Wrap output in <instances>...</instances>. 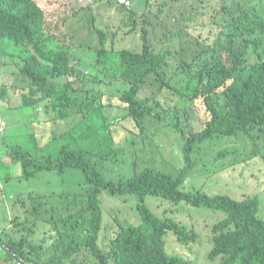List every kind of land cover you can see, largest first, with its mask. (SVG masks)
I'll return each instance as SVG.
<instances>
[{
    "label": "trees",
    "instance_id": "trees-1",
    "mask_svg": "<svg viewBox=\"0 0 264 264\" xmlns=\"http://www.w3.org/2000/svg\"><path fill=\"white\" fill-rule=\"evenodd\" d=\"M133 1H138L144 8L151 4V0ZM203 1L199 0V8H204ZM242 1L235 0L234 8L232 4L213 11V25L221 26L225 22L218 30V43L209 44L197 54L198 60L205 58L202 62L198 63L196 57L193 62H181L176 74L171 76V84L160 71L167 54L154 52V39L145 28L149 25L148 15L138 16L135 11L131 19L124 21L130 20L127 22L133 33L139 20L145 26L140 38L142 52L118 46L105 47L99 49L95 66L99 76H113L128 82V91L124 86L111 93L109 104L103 96L88 100L86 96V102L80 105L87 107V102H97L96 108L83 111L82 106L72 112L79 103L74 95L79 91L77 87L91 92L94 84L80 78L68 79L71 56L48 49L47 41L55 37L47 30V13L37 0H0V55L15 47L24 49L27 60L21 72L36 90L22 96L19 108L23 121L35 118L40 107H45L48 116L54 113L59 122L74 120L67 130L55 134L43 149H39L36 131L28 134L24 145L15 143V135L5 133L0 137V148L13 164L20 163L21 179L38 178L47 171L52 172L50 177L54 174L56 181L48 182L53 187L49 195L34 197L38 201L34 207L28 208L25 200H21L27 208V216L25 220L15 218V235H0V259L6 264L16 261L21 264H192L186 252L194 247L197 233L194 228L180 227L169 218L155 215L143 204L148 198H159L175 205L183 202L187 210L209 209L214 213H225V219L212 228V249L208 253L212 261L264 264L261 209L264 199L259 198L263 196L246 189L247 196L250 194L251 197L235 198L225 191L233 189H225L226 182L215 178L230 163L238 164L253 158L264 160V0ZM158 10L159 7L155 9ZM199 12L203 11L196 12L195 16ZM141 16L143 18L139 19ZM94 19L97 21L95 15ZM228 25L235 28L232 34L226 33ZM160 27L162 33L169 31L164 19L160 20ZM95 29L102 44L107 40L105 46H108L106 32ZM155 32L157 28L153 26L151 33L155 35ZM172 81H176L179 88ZM158 83L161 89L169 91L162 112L158 110V103L152 107L149 106L150 99L138 100L142 89L150 85L157 87ZM100 92H96V96ZM218 95H224L227 106L215 107L213 98ZM116 101L121 103L119 106L125 113L121 118L110 120L105 110ZM200 102L208 108L210 119L202 122L201 130L194 131L192 107ZM170 103L173 106H169ZM128 119L133 128H129ZM169 129L183 144L168 162L171 167H177L176 172L147 167L132 173L137 159L129 146L142 142L144 148L148 147L147 151L153 153L161 140L167 142L166 130ZM232 137H243L246 142L240 155L239 149L235 148L217 150ZM134 153L138 156L139 152ZM230 155L234 158L223 161ZM210 165L213 169H209ZM206 168V177L214 179L208 185H218L217 192L194 183L191 181L194 177H189L194 169L202 172ZM122 170L126 171L116 173ZM9 171L2 182L13 181ZM186 182L192 186L185 187ZM10 185L13 187L14 184ZM105 191L137 197L141 223L124 226L114 218L113 228L107 229L113 231L114 236L107 237L101 245L106 213L100 196ZM43 198L46 201H40ZM80 204L81 208L74 213ZM117 223L119 225H115ZM42 226H49V245L34 241ZM171 240L180 246L178 252L168 248ZM87 251L88 256L84 255Z\"/></svg>",
    "mask_w": 264,
    "mask_h": 264
},
{
    "label": "rangeland",
    "instance_id": "rangeland-1",
    "mask_svg": "<svg viewBox=\"0 0 264 264\" xmlns=\"http://www.w3.org/2000/svg\"><path fill=\"white\" fill-rule=\"evenodd\" d=\"M37 1L47 13V30L55 37L49 42L47 41L48 49L62 51L74 57L73 63H71V71L73 73H70L68 79L73 81L80 78L94 84L91 92H88L89 90L87 88L77 87L79 91L78 93H74V95L79 100V103L72 109V112L84 106L80 104L83 101L86 102V96L87 100L89 97L95 99L96 97L100 98V96H103L105 98V103L109 104L111 102V93L119 91V89L124 86V90L126 89L127 92L128 89L126 87L128 82L126 83L121 78L113 76L107 78L103 76V74L99 76V73L97 74L99 70L95 67L99 49L118 46L119 48L122 47L123 49H129L134 52L137 51L138 53L143 50L141 46L142 41H140L141 30L133 33L130 26L122 24L121 18L123 14L119 11V5L116 1ZM234 1L235 0H204L202 3L204 8L202 9L199 8V0H153V4L159 5L160 10L157 12L154 11L155 15L153 14L150 17L151 25L149 27L154 26V28L158 30L156 35H153L151 30H149L150 38L154 39L153 45L155 47V53L168 50L171 54L165 63V66L169 65L167 70H164V66L160 68L162 75H165L167 83L171 84V76L176 74L177 64L184 61L193 62L195 57L198 60L199 55L197 54L199 52L204 48L206 49L209 44L215 43V41L218 43V30L220 31V27L223 26L225 22L224 24L222 22L221 26L213 25V16H211V14H213V11H218L219 8L228 7V5L233 4L234 8L238 2L234 3ZM240 1L243 2L242 0ZM198 11L203 12H199L198 16H195ZM94 15L97 17V21L94 19ZM227 17H229V14ZM163 19L166 21V26L169 31L162 35L160 20ZM95 28L102 29L106 32L108 36V46H105L107 45V40L106 43L102 44ZM225 30L226 33L231 32L227 34H232L235 28L232 25H228ZM41 39L43 40V38ZM221 40L223 42L225 36H223ZM25 49L28 51L30 50L28 48ZM26 60L24 49L16 47L12 50H6L4 55H0V94H3L2 96L0 95L2 98L0 106L4 109L3 119L7 122L6 134L8 136L15 135V143L24 145V143L27 142L25 139L28 137V134L36 131L40 141L39 149H43L52 138H54L55 134L58 135L67 130L74 120L69 119V122H59L55 119L54 113L48 116L45 107H40L37 109L38 113L35 114V118L31 117L29 119L30 121H23L20 114L21 109L19 108V105L22 103V96L24 94L29 95L32 91H36L32 87L31 80L21 72L22 67L26 64ZM202 60H205V58L199 59L198 63L202 62ZM153 78H155V76ZM172 83L179 88L176 81H172ZM99 90H101V92L103 91V94L100 92V94L96 96V92H99ZM168 93L169 91L165 88L161 89L158 83L157 87L150 85L142 89L141 94L138 96V100L150 99L151 102L149 106L153 107L158 103L160 106L158 110L162 112L163 108H166L164 103L166 102ZM213 99L215 107L220 109L227 106L224 95L215 96ZM93 103L87 102V107L84 106L83 111H92L96 108L97 102ZM120 104L121 103H117L116 101L110 108L105 110V114L110 120L121 118L125 113L124 108L119 106ZM169 106H173V104L170 103ZM192 108L197 118H194V114L191 117V119L194 118L192 121L193 130L198 131L203 128L201 122L210 119V113L208 108L204 105V102H200ZM198 120L201 122H198ZM128 124L129 128H133L131 119H128ZM158 125L160 126L159 130H161V124L158 123ZM166 134L167 142L161 140L159 142V148L155 146L153 153L148 152V147L144 148L142 142L129 146L130 151L133 152L134 158L137 159V165L132 173L146 169L147 167L164 169L170 173L176 172L177 167H175V165L171 167L168 162L171 161L172 156H176V152L183 147V144L180 143L181 138L173 131L171 132L170 129L166 130ZM245 144L246 142L243 137H232L222 143L217 150L220 151L226 147L235 148L239 149L240 155L245 149ZM136 151L139 152L137 153L138 156H135L134 152ZM233 158L234 156L230 155L229 158L223 161ZM3 162L7 164V166L4 164L0 169V182L3 183L0 188L2 189V191H0V201H10V204L7 203L8 207L12 205V202L20 204L22 202L21 200H25L27 207L32 208L34 205L38 204V201H35L36 199L34 197L50 194L49 190L53 187L48 185V182L52 180L56 182L54 174H52L53 177H50L52 172L45 171L40 174L38 178L23 180L20 178V163L14 162L13 164L5 150L0 148V165L3 164ZM209 162H211V160H209ZM180 165L183 166V164ZM7 167L9 169H7ZM116 169L112 170L115 171ZM207 169L208 168L203 169L202 172L194 169L191 171L189 177H194L191 181L203 187L205 186L206 189L216 190L219 188L218 185H208V183L214 181V179H212V176L206 177ZM209 169H213V166L210 165ZM7 170H10V180H13L10 183L14 184L13 187L8 182H2L4 181L2 179L5 178L4 175L7 173ZM125 171L122 170L116 173L123 174ZM215 178L226 182L224 188L233 189V191L229 192L236 198H240L244 195L245 188L248 191L256 190L261 192L264 189V160L261 158H253L238 164L230 163L228 168L219 171L215 175ZM188 186L192 185H188L186 182L185 187ZM100 198L103 210H105L106 213V223L102 232L101 245L105 244L107 237L114 236L113 231L107 230L109 227L113 228L114 218L118 220L120 225L124 226H136L141 223L140 211L138 210L140 201L137 197L132 195L119 196L105 191L101 194ZM40 201H46V198L40 199ZM60 203L62 204V202ZM143 204L147 205L155 215L169 218L175 221L177 225L179 224L178 226L180 227L186 226L189 229L194 228L198 238L194 247L186 252L187 256L191 258L189 261H191L192 264H214L213 261L210 260L211 263L208 260L207 254L212 247L211 238L213 225L220 220L221 217H217L206 209L203 211L187 210L188 208L183 202L175 205L167 199L148 198ZM81 205L82 204L79 205L74 213L81 208ZM261 209L264 216V201L262 202ZM11 210L13 211V209ZM16 213L0 210L1 236L9 232L10 234H14V226L8 227L7 225L10 224V219L13 218ZM118 223L115 225H119ZM3 227L6 231H3ZM49 230V226L43 227L40 230V235L34 240L35 243L47 242L49 245ZM18 237L19 234L16 233V238ZM168 248L178 252L180 246L174 240H171ZM84 255L88 256V251L85 252ZM0 264H4V262L0 261ZM14 264H17V261L14 262Z\"/></svg>",
    "mask_w": 264,
    "mask_h": 264
},
{
    "label": "clouds",
    "instance_id": "clouds-1",
    "mask_svg": "<svg viewBox=\"0 0 264 264\" xmlns=\"http://www.w3.org/2000/svg\"><path fill=\"white\" fill-rule=\"evenodd\" d=\"M116 1V3L119 5V8L120 9H123V11L121 12L120 10V12L123 14V17L121 18V21H122V24L123 25H127V26H130L129 24H128V22L127 21H130V20H126V21H124V19L125 18H132L133 17V15H134V13H135V11H138V16H140L142 13H147V15H148V22H147V24H149V25H147L146 27L142 24V21L141 20H139V22H138V26H137V28L135 29V32L136 31H138V30H141V35H142V29L145 27L146 28V30H152V28H153V26H151V27H149L150 25H151V21H150V17H151V15H155V13H154V11H155V9L157 8V7H159V5H154L153 4V0H151V4H150V6H147L146 8H144V6L143 5H140L139 4V2L138 1H133V0H115ZM163 1V0H162ZM145 5V4H144ZM149 8H150V11H149ZM159 11V10H158ZM155 12H157V11H155ZM158 15H159V13H158ZM143 18V16H141V17H139V19H142ZM131 27V26H130ZM131 30H133V28L131 27ZM134 32V33H135ZM157 32H158V30H157ZM157 32H155L156 34H157ZM155 34V35H156ZM154 35V34H153ZM162 35H163V33H162ZM161 53H165V54H167V57H166V59H165V63H166V60H168L169 59V57L171 56V54H170V52L168 51V50H163V52H161ZM98 54H99V52H98ZM73 59H74V57H70V60H71V63H73ZM165 63H163V65L161 66V67H163L164 68V70L166 71L167 70V68H168V66L169 65H167V66H165ZM180 64H181V62H180ZM180 64H177V67H179L180 66ZM160 67V68H161ZM69 68H70V71H71V64H69ZM71 73H73L72 71H71ZM1 101V100H0ZM3 112H4V109L3 108H1V106H0V137H3L2 135L3 134H5L6 133V128H7V122H6V120L5 119H3ZM193 119L194 118H192V121H193ZM197 119V118H196ZM198 122H201V121H199L198 120ZM201 124H202V122H201ZM3 185V183H1L0 182V188H1V186ZM4 189V188H3ZM0 191H2V189H0ZM228 194H230L231 195V193L229 192L230 190H225ZM264 189L261 191V192H259V191H252L253 193H255V194H257L258 196H259V193L263 196V197H261V196H259V198H264ZM216 192H217V190H216ZM247 190H246V188H245V193H244V195L242 196V197H240V198H238V199H242V198H247V197H251V195L249 194L248 196H247ZM231 196H233V197H235L234 195H231ZM1 198V197H0ZM236 198V197H235ZM156 199V198H155ZM1 202V209L0 210H6L7 212H19V213H16V215L15 216H13V218H11L10 219V224H8L7 226L9 227V226H11V227H13L14 226V220H15V218H17V217H19L20 219H22V220H25V218H26V209L27 208H25V207H23V205H25V203H23V201L20 203V204H16V202L15 203H13L12 202V205H9V207H8V204H10V201H0ZM146 202V201H145ZM8 203V204H7ZM11 209H13V211L11 210ZM206 210H209V209H206ZM211 213H213L214 215H216L217 217H221L220 218V220H218L215 224H218V222L220 221H222V220H224L225 218V213L223 212V211H218V212H216V213H214L212 210H209ZM19 214V215H18ZM6 226V227H7ZM3 229H5L4 227H3ZM6 230V229H5ZM17 229H15V227H14V234L13 235H15V231H16ZM8 234H10V232L8 233ZM10 235H12V234H10ZM212 238H213V235H212ZM211 249H212V247H211ZM210 249V250H211ZM210 252V251H209ZM208 252V253H209ZM207 257H208V254H207ZM208 260L210 261L211 259H209L208 258ZM0 261H3L4 262V264H6V262L4 261V260H2V259H0ZM212 261V260H211ZM210 261V262H211ZM214 262V264H219V262L218 261H213ZM212 263V262H211ZM17 264H21L20 262H18Z\"/></svg>",
    "mask_w": 264,
    "mask_h": 264
}]
</instances>
